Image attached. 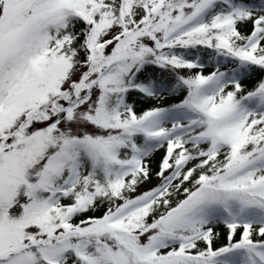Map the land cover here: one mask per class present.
Returning <instances> with one entry per match:
<instances>
[{
    "label": "snow or ice",
    "instance_id": "snow-or-ice-1",
    "mask_svg": "<svg viewBox=\"0 0 264 264\" xmlns=\"http://www.w3.org/2000/svg\"><path fill=\"white\" fill-rule=\"evenodd\" d=\"M0 264H264V0H0Z\"/></svg>",
    "mask_w": 264,
    "mask_h": 264
}]
</instances>
